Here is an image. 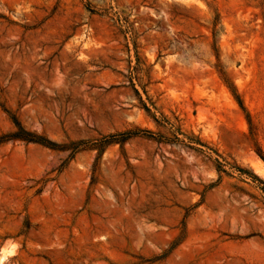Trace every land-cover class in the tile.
<instances>
[{
  "label": "rangeland",
  "instance_id": "1",
  "mask_svg": "<svg viewBox=\"0 0 264 264\" xmlns=\"http://www.w3.org/2000/svg\"><path fill=\"white\" fill-rule=\"evenodd\" d=\"M0 264H264V0H0ZM240 169V170H239Z\"/></svg>",
  "mask_w": 264,
  "mask_h": 264
},
{
  "label": "trees",
  "instance_id": "2",
  "mask_svg": "<svg viewBox=\"0 0 264 264\" xmlns=\"http://www.w3.org/2000/svg\"><path fill=\"white\" fill-rule=\"evenodd\" d=\"M10 120L14 126V130L0 135V143H3L8 140H21L24 142L37 143L50 149H60V150L69 149L71 151V155H74L76 152L84 149H96L99 155V153H101V151L104 149L106 145L115 142L123 143L127 139L137 136L139 134L138 133L139 131L137 130L134 131L127 130V131L107 135L106 137H104V142H101L99 144L85 145V142L82 140L71 141L67 144H59L48 139L47 137L41 134H37L35 132L25 129L13 115L10 116Z\"/></svg>",
  "mask_w": 264,
  "mask_h": 264
},
{
  "label": "bare ground",
  "instance_id": "3",
  "mask_svg": "<svg viewBox=\"0 0 264 264\" xmlns=\"http://www.w3.org/2000/svg\"><path fill=\"white\" fill-rule=\"evenodd\" d=\"M5 258V255L0 256V261Z\"/></svg>",
  "mask_w": 264,
  "mask_h": 264
}]
</instances>
